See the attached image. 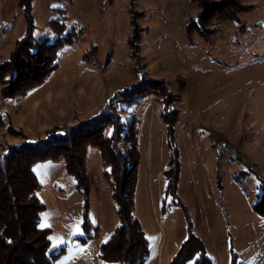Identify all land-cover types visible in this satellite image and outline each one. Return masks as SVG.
Wrapping results in <instances>:
<instances>
[{"label": "rangeland", "instance_id": "1", "mask_svg": "<svg viewBox=\"0 0 264 264\" xmlns=\"http://www.w3.org/2000/svg\"><path fill=\"white\" fill-rule=\"evenodd\" d=\"M240 1L245 11L190 37L188 26L202 11L196 0H32L37 40L53 42L56 22L65 25L63 35L75 28L77 37L59 50V67L42 85L16 98L0 88V154L64 134L144 76L164 80L179 98L170 107L180 110L173 139L159 96L122 106L125 122L133 114L139 120L135 214L149 241L145 264H171L191 234L213 264H264L257 208L264 192V0ZM20 2L0 0V62L26 32ZM120 147L128 153L124 139ZM173 148L178 198L166 193L163 175ZM107 169L90 146L86 199L64 162L34 166L46 205L41 225L51 228L53 247H65L56 264H117L100 257L119 224Z\"/></svg>", "mask_w": 264, "mask_h": 264}, {"label": "trees", "instance_id": "2", "mask_svg": "<svg viewBox=\"0 0 264 264\" xmlns=\"http://www.w3.org/2000/svg\"><path fill=\"white\" fill-rule=\"evenodd\" d=\"M202 11L188 26L190 37L196 32L220 21L235 18L245 11L240 0H196ZM27 19L25 34L16 42L10 57L0 62V88L5 98H16L42 85L59 64L61 48L74 43L77 31L72 28L63 35L65 25L54 23L57 34L53 42L37 40L32 14V0H21ZM216 32V31H215ZM215 32H209L210 35ZM140 35L131 38L134 50H139ZM149 94L163 102L162 119L171 139L180 117V110L170 109L178 100L164 80L143 78L131 88L120 91L95 116L68 127L65 133L49 134L36 143L24 142L21 147L11 148L9 154H0V264H56L65 247H53L49 239L51 228L41 225L46 205L40 199L42 188L33 168L46 161L64 162L68 173L76 180L77 188L89 199L91 178L87 170L90 146L100 152L105 177L116 203L119 224L112 236L100 246V257L117 264H145L150 254L149 241L141 220L135 214V195L138 183L139 120L133 114L129 121L122 117V106ZM111 130V132H109ZM124 139L129 151L124 154L120 142ZM166 193L178 198L180 176L179 154L173 148L171 158L163 171ZM264 187V182L262 183ZM257 208L264 215V192L259 196ZM79 241L86 238L77 237ZM197 256L195 264H213L206 255L203 242L192 235L180 248L171 264H187Z\"/></svg>", "mask_w": 264, "mask_h": 264}, {"label": "snow or ice", "instance_id": "3", "mask_svg": "<svg viewBox=\"0 0 264 264\" xmlns=\"http://www.w3.org/2000/svg\"><path fill=\"white\" fill-rule=\"evenodd\" d=\"M79 231V230H78ZM49 239H51V237L49 238ZM58 243L59 244H63L64 243V241L63 240H60V241H58ZM56 245H54V247H55Z\"/></svg>", "mask_w": 264, "mask_h": 264}, {"label": "crops", "instance_id": "4", "mask_svg": "<svg viewBox=\"0 0 264 264\" xmlns=\"http://www.w3.org/2000/svg\"><path fill=\"white\" fill-rule=\"evenodd\" d=\"M165 127V126H164ZM46 162H49V161H46ZM39 164V163H38ZM42 189V188H41ZM41 191V190H40ZM52 235V234H51Z\"/></svg>", "mask_w": 264, "mask_h": 264}, {"label": "bare ground", "instance_id": "5", "mask_svg": "<svg viewBox=\"0 0 264 264\" xmlns=\"http://www.w3.org/2000/svg\"><path fill=\"white\" fill-rule=\"evenodd\" d=\"M214 142H216V141H214Z\"/></svg>", "mask_w": 264, "mask_h": 264}]
</instances>
